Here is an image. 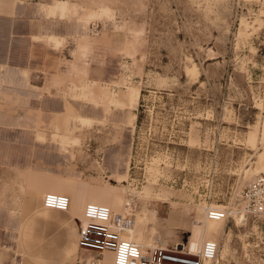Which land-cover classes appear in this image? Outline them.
I'll use <instances>...</instances> for the list:
<instances>
[{
    "label": "rangeland",
    "instance_id": "rangeland-1",
    "mask_svg": "<svg viewBox=\"0 0 264 264\" xmlns=\"http://www.w3.org/2000/svg\"><path fill=\"white\" fill-rule=\"evenodd\" d=\"M0 11L37 30L0 51V264H112L79 246L78 219L45 208L47 192L81 218L95 199L120 204L145 248L197 253L210 238L194 228L213 221L211 264H264V210L242 214L241 197L264 173V0H0ZM210 207L237 212L211 220Z\"/></svg>",
    "mask_w": 264,
    "mask_h": 264
},
{
    "label": "built area",
    "instance_id": "built-area-1",
    "mask_svg": "<svg viewBox=\"0 0 264 264\" xmlns=\"http://www.w3.org/2000/svg\"><path fill=\"white\" fill-rule=\"evenodd\" d=\"M241 197L246 203L242 214L264 210V173L250 181ZM42 205L68 211L71 199L63 193L47 192L43 195ZM236 212L229 208L210 207L206 215L208 219L224 220ZM128 224V219L115 213L109 205L89 202L83 217L78 218V244L82 249L99 254L111 252L112 264H211L217 259L219 243L214 239L205 240L197 253L184 244L175 249L145 248L134 239L125 237Z\"/></svg>",
    "mask_w": 264,
    "mask_h": 264
},
{
    "label": "crops",
    "instance_id": "crops-1",
    "mask_svg": "<svg viewBox=\"0 0 264 264\" xmlns=\"http://www.w3.org/2000/svg\"><path fill=\"white\" fill-rule=\"evenodd\" d=\"M36 34V26L31 19L18 18L11 13L0 11V51L7 46L12 48L18 43L29 46ZM81 210L75 211L70 208L65 212H69L75 220L81 218Z\"/></svg>",
    "mask_w": 264,
    "mask_h": 264
},
{
    "label": "bare ground",
    "instance_id": "bare-ground-1",
    "mask_svg": "<svg viewBox=\"0 0 264 264\" xmlns=\"http://www.w3.org/2000/svg\"><path fill=\"white\" fill-rule=\"evenodd\" d=\"M100 195H102V196H104V195L108 196L109 194H108V192H105L104 191V192H101ZM95 200H96L95 201L96 203H99V200L98 199H95ZM213 208H215V207H213ZM117 209H118V212H115L114 209H113V211L115 213H117V214L124 215V211H123V209H121L120 204L118 205V208ZM221 231H222V227L220 225L214 223L213 221H207L204 224V221L202 220L201 221V224H198L194 228V231H193V235L192 236H201V234L204 233L205 234V237L216 240L217 236L219 235V233H221ZM134 232H135V228L132 225H129L128 224L126 226V232L124 234L127 237H129L130 239H133ZM199 244H200V242H197L195 245L191 244V246L195 250L198 247Z\"/></svg>",
    "mask_w": 264,
    "mask_h": 264
}]
</instances>
